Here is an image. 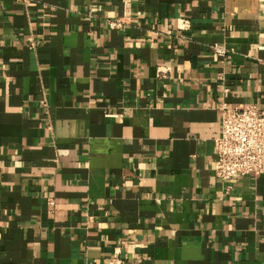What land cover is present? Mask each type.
Wrapping results in <instances>:
<instances>
[{
    "label": "crops",
    "instance_id": "obj_1",
    "mask_svg": "<svg viewBox=\"0 0 264 264\" xmlns=\"http://www.w3.org/2000/svg\"><path fill=\"white\" fill-rule=\"evenodd\" d=\"M244 103L264 0H0V264H264V174L213 173Z\"/></svg>",
    "mask_w": 264,
    "mask_h": 264
},
{
    "label": "built area",
    "instance_id": "obj_2",
    "mask_svg": "<svg viewBox=\"0 0 264 264\" xmlns=\"http://www.w3.org/2000/svg\"><path fill=\"white\" fill-rule=\"evenodd\" d=\"M128 13L108 19V29L116 30L129 19ZM221 53V48L213 47ZM160 73H163L160 70ZM216 160L213 173L221 181L236 176L264 174V111L255 103L220 106V132L214 138ZM111 264H128L123 259H111Z\"/></svg>",
    "mask_w": 264,
    "mask_h": 264
}]
</instances>
